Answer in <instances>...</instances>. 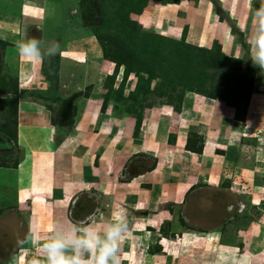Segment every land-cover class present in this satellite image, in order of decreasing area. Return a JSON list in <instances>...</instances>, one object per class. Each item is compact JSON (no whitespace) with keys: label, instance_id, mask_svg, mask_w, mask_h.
<instances>
[{"label":"rangeland","instance_id":"obj_1","mask_svg":"<svg viewBox=\"0 0 264 264\" xmlns=\"http://www.w3.org/2000/svg\"><path fill=\"white\" fill-rule=\"evenodd\" d=\"M15 1L0 0V10ZM200 1L207 2L216 21L235 31L230 33L231 46L219 44L228 62L203 57L217 54L213 44L217 37L211 38L210 28L205 32L203 48L213 55L199 51L202 57L192 62L204 63L199 67L206 78L203 84L222 81L223 75L233 72L250 71L252 94L243 121L235 120V108L219 100H212L215 111L210 118L207 110L199 107L198 117L192 120L198 127L186 130V136L194 135L195 141L200 137L205 154H189L183 144L174 139L170 145L167 140L159 162L154 159L160 151L154 142L163 137L156 131L158 123L166 117L164 131L175 135L182 125L177 122L178 114L189 110V101L203 96L187 90L183 93L182 73L189 66L171 71L162 63L164 69L159 71L158 60H152L149 51L158 48L156 35L180 39L184 31L181 19L187 17L183 13L188 14ZM100 2L48 0L46 16L24 8L22 20L11 15L7 18L15 22L12 38L0 33V264H28L33 256L43 259L41 245L55 221L65 217L80 220L94 210L106 218L121 210L126 213L128 232L121 241L120 264H264V67L256 62L255 42L247 44L224 13L222 0ZM112 14L114 18L106 23L105 16ZM8 22L1 20L0 28ZM26 36L38 37L45 46L57 42V53L43 61L31 59L27 69L16 48V42ZM186 42L200 47L191 39ZM67 45L73 52L68 55L70 60L63 62L62 50ZM123 45L137 60L130 63L120 56ZM230 58L240 63L232 66ZM126 62L142 69V76L131 72L124 77ZM29 70L34 76L25 81ZM114 70L113 80L107 79ZM181 95L180 110L175 112L173 106ZM25 99L49 105L54 125L51 143L72 165L62 168V161L56 160L54 166L39 158L33 160V155L37 158L41 152H37L33 131L19 128L23 120L17 117V102ZM56 102L59 106H52ZM102 105L103 113H108L106 121L102 112L99 116L105 121L103 127L100 122L90 126L94 120H87L85 126L78 121L83 113L96 110L97 114ZM135 113L141 115L139 132L126 137L123 132L128 126L122 119L135 124ZM76 131H85L80 142L71 144L74 147L69 150L62 148ZM210 141L223 149L217 152L219 156L204 149L212 147ZM79 164L87 167L88 174L64 181L68 178L60 172L66 169L69 174L70 167ZM145 173L151 175L137 177ZM32 185L53 186L49 202L32 198L33 191L28 189ZM134 200L145 203L147 210L134 212L129 208Z\"/></svg>","mask_w":264,"mask_h":264},{"label":"crops","instance_id":"obj_2","mask_svg":"<svg viewBox=\"0 0 264 264\" xmlns=\"http://www.w3.org/2000/svg\"><path fill=\"white\" fill-rule=\"evenodd\" d=\"M51 1H53V0H51ZM47 2H48V0H16L15 3L11 2L12 6L8 5V3H7L8 8L5 9L6 6H4V8H2L0 10V12L4 11L3 13H1L2 17L0 18V21L2 20V22L3 21L8 22V20H10V19H7V18L10 15L12 17H15V19H17V20H19V19L22 20L23 15H21V14H22L24 8H27V10H29L28 12H35V14H37L38 16H41V15L46 16L47 15V8H46ZM199 3L200 4H198L195 7L192 6V8H191L192 11L189 10L190 12L188 14H186L187 12H184L183 14L187 15V17H185L184 19L183 18L181 19L182 22H184V27H186L185 24H187V26H188L187 27L188 28V33H187L188 40L191 39L193 41H196L200 44L199 45L200 47H204L205 45L202 44V42H204V40L206 39V36L204 34L206 31L208 32L209 28H210L209 33L211 35V38H213L212 36H214V38L217 37V39L215 38V40H217L220 45L222 44L223 47L228 48V46H231L233 44V35L230 34V30H229L230 28H227L226 25H223L222 23H224V22L216 21L215 15L213 16V15L209 14L207 2L205 4H201V1H200ZM222 3L224 4L223 5L224 11L228 14L229 21L234 22V26H236L238 28L239 32H241L244 35V38L247 40V44H252L254 41L253 37H254L255 31H256V25H257V19H256L255 13H256V10L260 9L261 7H264V0H222ZM180 5H178V6H180ZM253 5H255V8L252 7ZM9 6H10V8H9ZM178 6H176V7H178ZM40 19H41V17H40ZM40 19H38V20H40ZM188 20H190L191 24L188 23ZM185 21H187V22H185ZM6 24L7 25L5 27L3 26L2 28H0V33H1V35L3 34V35H6V36L12 38V36H13L12 30L15 29V27L13 26V24H15L14 19L12 18L11 23L8 22ZM10 24H12V25H10ZM207 32H206V34H207ZM14 38H16V37H14ZM70 52H73V51L68 48V45L66 46V48L64 50H62V53L64 54V55H61V58H63V62H67L68 60H70L69 56H68L69 54H71ZM20 60L21 61L24 60V63L27 62L26 63L27 69H28V67H30L31 64H29V63L31 61V58L26 57L24 59V57L23 58L20 57ZM23 71L24 70H21L20 73H22ZM25 72H26L25 74H30V75H27L25 81L29 80V78L31 76H34V75H32L34 73V71L32 72V74L30 73V70L25 71ZM28 100L29 99L18 100V102H17V117H18V119H20V121L23 120V124L22 125L20 124L19 128H22V127L25 128L26 127L28 133H31V131H33L32 134H34L33 136H35V140H36L35 145H37L36 149H38L37 152H41V155L38 156L37 158H35V156L33 155V160L39 158V160H41L40 161L41 163L45 161V162H49L51 164H54L56 162V160L59 162L62 161L63 162L62 168H65V166H67V164L72 165V163L70 162L71 160H68L66 158V156H64L62 154L64 152L59 153V154H62V157L61 156L56 157V155H59V154L55 152L56 150H55L53 144L51 143V137L53 138V135L51 133H53L52 128L54 127V125L50 121V110L51 109H50L49 105L48 104L46 106L43 105L44 103L42 101H39V103H36L37 101H33V100L28 101ZM58 103L59 102L51 103V104L53 106V104L58 105ZM195 103H197L196 106H195ZM188 104H187V106H189V110H185V111L180 112L178 114V117H177V120H178L177 122H180V123L182 122V125L179 126V128H178L179 130L175 133V140H176L175 143L176 144L179 143L178 145H180V146L183 144L182 148H184L185 143H186V137H187L186 133H188V132H186V130L191 129L193 127H198L197 123L192 121L195 118V116L198 117L197 115L199 112H197V109L200 107L202 110H207V113L209 114L208 115L209 118L211 117V115L215 111V107H213V105L215 103H213L212 100H210V99L208 100L204 97L200 98L199 96H197L194 99H192L191 101H189ZM181 110H183V109H181ZM95 111L96 110H92L87 114L83 113L82 116L78 118L79 119L78 121L83 122V126H85L84 124H85V122H87V120H89V122H91L90 120H94L95 122L93 121L94 123H90V124H92L90 126H93V125L95 126V124L100 125V124H98L99 122L101 123V126H102L103 122L106 121L105 119H107L105 115H107L108 113H106V114L103 113V115L101 116L102 119L105 120V121H103V120H100L101 118L99 117L102 114L100 112V109L98 110L97 114H95L96 113ZM86 118H88V119H86ZM170 119L173 120V117H171ZM24 120H26V121H24ZM122 120L124 121V124H126L124 126L125 127L128 126V128H125V131L123 132V134L126 136V134L133 132L134 124L128 120L127 121L125 119H122ZM160 122L162 124L159 125V123H158V125H157L158 128L156 129V131H158V133H160L161 136H163V137H162V139H160V142H158V140L154 142V144L157 145L156 149L160 150V151L158 150L159 152H157L158 154L154 156V159L159 160V162L162 161L161 160L162 158L160 157V155H162V152H163L162 150L164 148H166L165 144H166V142L168 140V136H169V134L166 133V130L164 131V128L167 127V124L165 123V122H167L166 117H165V119L160 120ZM25 131H26V129H25ZM84 132L85 131H78V132L76 131V135L73 136L74 138L73 137H69V138L66 137L67 138L65 140L66 145H63L62 148H64L65 150H69V149L73 148L74 145L71 146V144H74L78 141L80 142L82 136H84V134H85ZM156 133L157 132H155V134ZM172 134H174V133H172ZM210 142H213V141H210ZM220 145H222V143H220ZM57 149H61V146H59ZM204 149H208L210 151V153H211V151H213V154H215V156H219V154H217V152L219 153V152L223 151V149H221V146L217 145L214 142L212 143V147L205 146ZM33 152L37 153L36 151H33ZM182 152H184V150ZM187 153L190 154L192 152L187 151ZM203 154H205V152L202 151L201 155H203ZM81 156L83 157V155H81ZM114 159L116 160V157ZM54 166H55V164H54ZM84 168L86 169L87 167H84ZM84 168H82V165H80V164L78 165V167H77V165H75V167H70V169H69L70 173L69 174L67 171H65L66 170L65 169L64 171L60 172V175L64 178H68V180L66 179L64 181L70 182V181H72L73 176H75L78 179V177H80L81 175L88 174V172H85ZM71 169H74V171L72 172ZM96 169L98 170L97 166H96ZM212 172H213L212 169H210V173H212ZM148 175H151V174L145 173L143 175H138L137 177L139 179H143ZM147 182H149V181H147ZM148 185H149V183H148ZM28 189H30V192L33 191V193H30L32 198L37 196L41 199H43V198L46 199V201H48V202H49L48 199H50V196L53 194V192L55 190V188L53 186L50 187L49 185H44V187L40 186V185H32L31 188H28ZM42 189H44V190L42 191ZM47 190H48V192H47ZM148 190H149V188L145 189L144 191L148 192ZM166 193H171V192L167 191ZM167 198L169 199L170 197H167ZM163 201L164 200H162L161 202H163ZM166 202H167V200H166ZM66 205L67 204L64 205L65 208H66ZM144 206H146V204L142 203L141 200H138V201L134 200L130 203L129 208H131L134 212H143V211L147 210V208H148V207H144ZM226 251H228V250H226ZM224 261L226 262L227 260L224 259ZM239 261H240V259H239Z\"/></svg>","mask_w":264,"mask_h":264},{"label":"clouds","instance_id":"obj_3","mask_svg":"<svg viewBox=\"0 0 264 264\" xmlns=\"http://www.w3.org/2000/svg\"><path fill=\"white\" fill-rule=\"evenodd\" d=\"M254 42L256 62L264 67V7L256 10ZM18 53L32 60L43 61L55 55L59 45L51 42L45 46L38 37H24L16 42ZM128 232L124 210L106 218L94 210L80 220L70 217L57 220L42 242L43 259L35 256L28 264H120L121 241ZM147 232V231H146Z\"/></svg>","mask_w":264,"mask_h":264},{"label":"trees","instance_id":"obj_4","mask_svg":"<svg viewBox=\"0 0 264 264\" xmlns=\"http://www.w3.org/2000/svg\"><path fill=\"white\" fill-rule=\"evenodd\" d=\"M119 3L122 0H117ZM179 1V0H178ZM101 4L104 3V0H101ZM114 5V4H113ZM227 16L228 14L224 12ZM106 15L105 17V22L107 23L108 21H111L114 18V15ZM229 18V17H228ZM230 33L234 34V30L230 27ZM187 36V29L184 27V31L180 37V39H174V38H169L163 35H156V40H157V45L156 49H153V51H149V54L152 58V60L157 59L156 61L157 67L159 71H163L164 68H162V63H164L171 71H177L179 69H183V67L189 66L188 69H185L183 71L182 75L184 78V91H190L197 93L199 95H202L204 98H208L210 100H219L222 101L229 106H232L235 108V120L237 121H243L245 112H246V107L247 103L250 99V95L252 94V88H253V75L251 72H233L231 74H228L227 76L223 75L222 81L219 79L217 81H212L208 83V85L203 84L204 81L203 79L205 78V74L200 71L199 67H203L204 63L201 61H198V63L193 64L192 62L197 60V58L201 55L198 54L199 51L204 52L206 55H213L211 54V50L203 48V47H197L196 45H192L188 42H186V37ZM241 36V33H240ZM217 45V54L214 56H203L205 59H215L218 62L222 61H227L228 62V57H226L222 52H221V47L219 43L216 41L215 43ZM142 47V46H141ZM125 48V50L123 49ZM127 46L123 45L122 49L119 51L120 56L124 58V60H128L130 63L132 61L137 60L138 56L134 53L132 54L131 50L128 49L126 50ZM154 48V47H153ZM146 50L145 48H142ZM105 50V49H104ZM147 52V50H146ZM126 62L125 64V74L124 77H127V75L131 72L137 74V76L140 78L142 76V69H134L130 63ZM200 62V63H199ZM230 62L233 63L232 66L238 65L240 63L237 59H232L230 58ZM223 65V64H220ZM193 66V68H191ZM195 68V69H194ZM117 69V65L116 68ZM199 69V70H198ZM115 74V70L112 75H109L107 79L113 80V75ZM150 77V76H149ZM151 78L148 80L147 87L149 86V83L151 82ZM179 78H176V80ZM206 79V78H205ZM139 81V80H138ZM229 85H225L226 83ZM140 84V82H138ZM137 83V84H138ZM139 84L136 85L135 90L133 91L134 93H137ZM178 84V83H177ZM179 86V85H178ZM182 86V85H181ZM226 87H231L228 88L227 90H224ZM122 89V88H121ZM120 89V90H121ZM133 94V93H132ZM181 100H182V95L179 98V102L177 105L173 106V109L175 112H178L180 110L181 106ZM168 104H171V102L167 101ZM104 111V105H102L100 112L103 113ZM135 124H134V130L133 134L139 132V128L141 126V115L138 113H135ZM192 136L189 133L187 137V141L185 144V148L187 151L201 155L202 153V148H203V140L199 137L198 141H195V139L192 138ZM175 139L174 134H170L168 137V142L170 145L173 144Z\"/></svg>","mask_w":264,"mask_h":264}]
</instances>
